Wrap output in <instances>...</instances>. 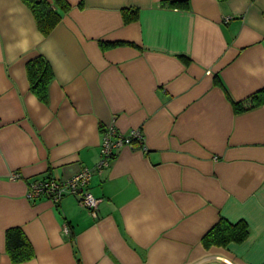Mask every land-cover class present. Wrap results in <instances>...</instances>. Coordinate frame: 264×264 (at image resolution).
<instances>
[{
  "label": "crops",
  "instance_id": "obj_1",
  "mask_svg": "<svg viewBox=\"0 0 264 264\" xmlns=\"http://www.w3.org/2000/svg\"><path fill=\"white\" fill-rule=\"evenodd\" d=\"M66 1L43 36L22 0H0V264H16L14 228L35 252L17 264H264V103L234 106L264 90V0ZM39 56L46 103L26 70ZM110 126L141 129L145 150L99 171ZM85 168L97 218L26 198ZM222 219L246 240L206 248Z\"/></svg>",
  "mask_w": 264,
  "mask_h": 264
},
{
  "label": "trees",
  "instance_id": "obj_2",
  "mask_svg": "<svg viewBox=\"0 0 264 264\" xmlns=\"http://www.w3.org/2000/svg\"><path fill=\"white\" fill-rule=\"evenodd\" d=\"M32 11L36 25L43 36H48L61 22L62 15L69 11L70 5L66 0H22ZM27 75L31 92L42 102L48 100L49 85L54 79L53 71L43 56L30 61L27 66ZM264 103V90L248 98L240 104H235L236 111H246ZM246 223L231 224L222 219L218 225L206 236V248L211 246L226 247L235 242L241 243L248 236ZM7 252L14 263H24L35 257L30 241L20 228L7 231Z\"/></svg>",
  "mask_w": 264,
  "mask_h": 264
},
{
  "label": "built area",
  "instance_id": "obj_3",
  "mask_svg": "<svg viewBox=\"0 0 264 264\" xmlns=\"http://www.w3.org/2000/svg\"><path fill=\"white\" fill-rule=\"evenodd\" d=\"M229 20L230 18H227L226 22H229ZM126 146L131 148L139 147L141 150H145L144 135L141 129H133L127 134L119 132L114 126L105 129L102 133L100 161L97 170L101 171L108 167L118 151ZM93 174V169L85 168L68 179L32 181L29 184L26 198L29 201L48 199L53 205H58L66 197H74L94 218H97L99 207L103 200L96 198L89 189ZM20 180H22V176L18 173L10 175V181L16 182ZM66 232H68L67 228Z\"/></svg>",
  "mask_w": 264,
  "mask_h": 264
}]
</instances>
